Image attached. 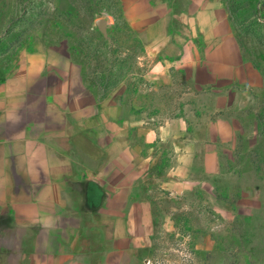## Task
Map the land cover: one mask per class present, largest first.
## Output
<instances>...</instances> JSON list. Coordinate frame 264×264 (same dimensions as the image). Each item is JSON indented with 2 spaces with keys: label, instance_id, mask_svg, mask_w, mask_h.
Here are the masks:
<instances>
[{
  "label": "crops",
  "instance_id": "1",
  "mask_svg": "<svg viewBox=\"0 0 264 264\" xmlns=\"http://www.w3.org/2000/svg\"><path fill=\"white\" fill-rule=\"evenodd\" d=\"M219 13L203 33L176 13L185 34L159 22L140 31L150 92L209 93V116L182 101L186 111L151 119L148 94L141 107L127 82L102 95L69 51L10 56L0 80V264H146L153 237L175 231L183 197L213 190L221 150L245 133L230 114L234 87L263 83Z\"/></svg>",
  "mask_w": 264,
  "mask_h": 264
},
{
  "label": "rangeland",
  "instance_id": "2",
  "mask_svg": "<svg viewBox=\"0 0 264 264\" xmlns=\"http://www.w3.org/2000/svg\"><path fill=\"white\" fill-rule=\"evenodd\" d=\"M167 9L170 16L194 19L202 33L215 26L220 11L227 13L232 34L263 83L256 90L234 87L230 114L245 133L234 151L221 150L222 172L210 180L213 190L203 187L183 197L175 231L153 237L146 264H264V0H0V80L21 48L48 46L69 51L102 95L127 82V98L141 107L148 94L143 112L151 119L186 111L190 106H179L183 102L191 103L196 115L209 116L205 108L214 99L209 93L156 96L143 80L148 62L142 27L150 23L154 29L159 22L169 32L185 34Z\"/></svg>",
  "mask_w": 264,
  "mask_h": 264
},
{
  "label": "water",
  "instance_id": "3",
  "mask_svg": "<svg viewBox=\"0 0 264 264\" xmlns=\"http://www.w3.org/2000/svg\"><path fill=\"white\" fill-rule=\"evenodd\" d=\"M99 30L104 34V36H107V31H106V23L104 20H100L97 23Z\"/></svg>",
  "mask_w": 264,
  "mask_h": 264
}]
</instances>
